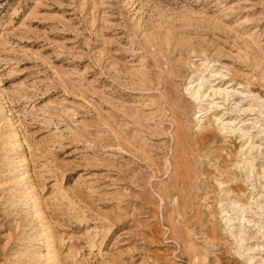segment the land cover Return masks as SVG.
<instances>
[{"label": "rangeland", "instance_id": "1", "mask_svg": "<svg viewBox=\"0 0 264 264\" xmlns=\"http://www.w3.org/2000/svg\"><path fill=\"white\" fill-rule=\"evenodd\" d=\"M0 264H264V0H0Z\"/></svg>", "mask_w": 264, "mask_h": 264}]
</instances>
